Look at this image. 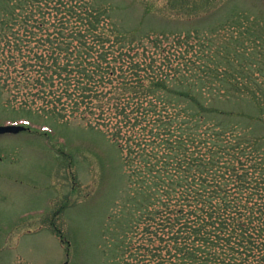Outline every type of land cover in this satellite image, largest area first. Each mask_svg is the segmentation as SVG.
Here are the masks:
<instances>
[{"label":"rangeland","instance_id":"374dc122","mask_svg":"<svg viewBox=\"0 0 264 264\" xmlns=\"http://www.w3.org/2000/svg\"><path fill=\"white\" fill-rule=\"evenodd\" d=\"M40 1L0 0V126L32 129L0 136V264H177L167 251L158 252L156 238L151 241L162 211L156 206L158 192L154 189L150 197L144 184L141 165L146 158L142 164L126 159L132 145L124 139L148 137L143 126L122 128L120 119L105 123L98 108L85 116L74 114L66 98L63 106H52L36 94V85L46 86L43 79H34L42 72L22 64L12 24L26 3ZM62 1L99 9L112 37H138L116 40L117 47L134 44L128 47L140 53L137 62L144 50H165L174 65L183 67L182 75H190L189 67L207 71L224 66L241 70L246 82L264 91V0ZM52 17L49 21L56 22ZM191 82L202 86L194 78ZM257 94L264 104V93ZM202 96L213 102L217 98L216 91ZM252 98L233 102L257 114ZM117 102L111 101L112 111ZM155 140L146 144L154 149Z\"/></svg>","mask_w":264,"mask_h":264},{"label":"trees","instance_id":"16d2710c","mask_svg":"<svg viewBox=\"0 0 264 264\" xmlns=\"http://www.w3.org/2000/svg\"><path fill=\"white\" fill-rule=\"evenodd\" d=\"M25 6L12 24L15 50L18 44L22 64L42 72L34 77L46 84L35 87L40 100L63 106L66 98L74 114L98 108L105 123L120 119L122 128L143 126L148 137L124 139L132 145L126 159L142 164L146 158L144 184L150 197L158 192L162 212L151 237L159 242L158 252L167 251L177 264H264V104L256 98L257 91L264 93L261 87L224 66L189 67L190 75H182L183 67L165 50H144L137 62L140 53L128 47L134 44L117 47L116 40L138 37H112L104 14L88 3L41 0ZM51 15L56 22L49 21ZM212 91L214 102L206 97ZM243 96L254 97L257 114L234 104ZM214 116L221 118L214 122ZM258 125L260 132L251 128ZM150 137L158 143L154 149L146 144Z\"/></svg>","mask_w":264,"mask_h":264},{"label":"water","instance_id":"95a60500","mask_svg":"<svg viewBox=\"0 0 264 264\" xmlns=\"http://www.w3.org/2000/svg\"><path fill=\"white\" fill-rule=\"evenodd\" d=\"M25 128L22 126H0V135L4 134H18L24 131Z\"/></svg>","mask_w":264,"mask_h":264}]
</instances>
